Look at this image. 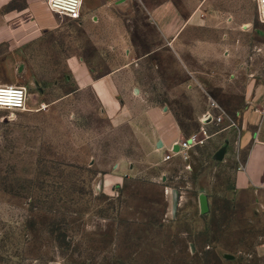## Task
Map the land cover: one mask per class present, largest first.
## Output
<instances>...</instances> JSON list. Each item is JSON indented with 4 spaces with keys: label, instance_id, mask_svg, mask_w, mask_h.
I'll return each instance as SVG.
<instances>
[{
    "label": "rangeland",
    "instance_id": "1",
    "mask_svg": "<svg viewBox=\"0 0 264 264\" xmlns=\"http://www.w3.org/2000/svg\"><path fill=\"white\" fill-rule=\"evenodd\" d=\"M232 2L264 35L255 1ZM209 10L219 19L231 15L222 5ZM23 12L25 33L18 34ZM0 14L9 21L0 34V84L29 91V110H0V264H264L246 256L256 243L235 240L234 215L226 209L233 167L214 156V139L228 120L224 102L223 120L198 131L195 157L175 153L164 160L155 129L167 120L150 110L168 111L169 122L188 127L201 124L204 115L193 108L190 88L198 83L182 56L165 47L152 19L129 12L124 20L135 43L115 51L107 42L88 41L91 26L83 30L76 20L52 13L47 0H0ZM35 17L44 22L39 28ZM222 20L206 27L225 31ZM250 49L252 63L257 50ZM181 54L210 73V59ZM113 58L118 64H111ZM111 71L115 75L103 84L113 112L95 83ZM247 76L233 81L229 74L220 86L206 85L225 101L232 99L228 95L241 100ZM202 176L213 189L205 214Z\"/></svg>",
    "mask_w": 264,
    "mask_h": 264
},
{
    "label": "crops",
    "instance_id": "2",
    "mask_svg": "<svg viewBox=\"0 0 264 264\" xmlns=\"http://www.w3.org/2000/svg\"><path fill=\"white\" fill-rule=\"evenodd\" d=\"M231 1L234 3L242 0H83L81 18L76 21L81 24L83 30L84 24L91 26V31L86 36L88 41L107 42L111 49L118 51L121 48H130L131 44L135 43L124 17L131 11L140 10L147 19L155 22L163 36L165 47L170 46L182 56V65L198 83V86L190 88L196 92L193 108L204 116L201 124L188 127L178 120L169 122L171 116L168 111L164 112L160 108L150 110L157 115L162 113L167 120L166 122L162 120L155 129L156 137L159 135L158 146L165 151L163 157L175 142L184 141V138L190 139L198 135V131L206 132L209 124L217 123L216 119L220 115L219 105L224 102L225 106L221 107L226 110L228 120L223 122L226 126L216 137L218 139H214V144L219 146L218 148L215 146L217 151L214 156L219 163H229L233 167V177L227 188L229 197L225 202L228 214L232 212L234 215L232 225L235 229L232 233L238 242L256 243V249L250 251L247 257L264 259V35L257 33L258 23H254L238 4L231 5ZM254 1L258 10L257 0ZM213 5L226 6L231 15L227 17L225 13L220 19L218 16L210 15L209 9ZM24 14L23 12L17 17L18 34L25 33ZM224 16L226 19L222 20ZM221 20L223 25L226 21L224 26H228L225 31L206 27L213 26ZM8 23V16L0 14V34L7 30ZM43 23H39L35 17L36 27L39 28L37 25ZM252 36L257 39L255 44L249 42ZM194 37L195 40H192ZM252 47L257 51L251 57L253 62L250 63L247 54ZM187 50L192 52L193 58L201 56L210 59V73L203 67L198 68L197 65L193 67L187 62L181 54V51ZM223 51H228V54L225 56ZM69 60L72 65V59ZM117 62L119 61L113 58L111 64L116 65ZM115 72L111 71L95 82L99 94L112 112L114 105L103 82L115 75ZM244 73L248 76L244 79L247 83L241 100L235 95H228L232 99L225 101L224 96H216L207 88V85L209 86L207 81L220 86L227 80L229 74L235 76L233 79L235 81L238 74ZM83 77L87 78V74L84 73ZM45 106L47 105L44 104ZM196 127L198 130L192 131V128ZM143 133L146 137L149 136L147 130H143ZM195 149L193 144L185 151L189 157H195L193 154ZM175 153L184 155L182 151L176 150L172 152V157L176 155ZM212 190L206 177L202 176L199 181V199L204 214L209 212L208 200ZM202 197L205 200V211L202 209ZM176 209L177 207L173 205L172 211ZM225 256L229 259H238V256L232 253H226Z\"/></svg>",
    "mask_w": 264,
    "mask_h": 264
},
{
    "label": "built area",
    "instance_id": "3",
    "mask_svg": "<svg viewBox=\"0 0 264 264\" xmlns=\"http://www.w3.org/2000/svg\"><path fill=\"white\" fill-rule=\"evenodd\" d=\"M47 5L50 11L60 16L69 17L79 20L81 18L83 0H47ZM258 5V20L261 26L264 27V0H257ZM29 91L24 85L0 84V110L9 112H21L29 110ZM223 117L217 118L221 122ZM206 133V132H205ZM197 142V135L190 139L175 142L165 155V160L172 157V152L178 150L185 154V151L191 145ZM177 147V149H176Z\"/></svg>",
    "mask_w": 264,
    "mask_h": 264
},
{
    "label": "water",
    "instance_id": "4",
    "mask_svg": "<svg viewBox=\"0 0 264 264\" xmlns=\"http://www.w3.org/2000/svg\"><path fill=\"white\" fill-rule=\"evenodd\" d=\"M176 149H177V147H176ZM102 188H103V179L102 178H100L99 179V181H98V184H97V190H98V192L99 191H102ZM174 195H176V191H174ZM175 198H174V205L176 206V200H177V196H174ZM201 203H202V209H203V211H205V200H204V198L202 197L201 198Z\"/></svg>",
    "mask_w": 264,
    "mask_h": 264
}]
</instances>
